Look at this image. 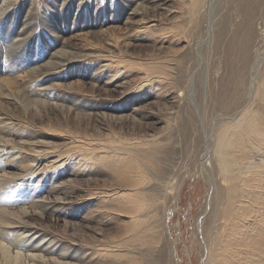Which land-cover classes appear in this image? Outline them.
Segmentation results:
<instances>
[{
	"label": "bare ground",
	"instance_id": "obj_1",
	"mask_svg": "<svg viewBox=\"0 0 264 264\" xmlns=\"http://www.w3.org/2000/svg\"><path fill=\"white\" fill-rule=\"evenodd\" d=\"M176 1L0 0V264H174L152 219L163 225L181 178L162 170L170 168L163 162L168 144L144 126L157 120L150 103L167 114L160 105L182 100L177 69L186 51H199L192 34L202 20L199 92L208 113L195 110L185 145L192 167L207 172L200 215L208 213L199 223L198 216L195 233L200 257L206 251L204 264H264V0ZM121 29L154 30L158 53L146 63L127 59ZM47 33L52 40L40 42ZM89 36L102 45L88 44ZM73 67L79 80L91 81V92L108 97L134 84L135 93L78 113L84 99L70 82H55L70 78L64 69ZM93 107L107 124L91 130H106L107 138L86 137ZM88 170L103 176L100 187L88 184ZM82 180L84 191L76 185ZM77 191L78 202L70 194ZM92 199L103 216L96 227L77 229L74 221ZM106 216L120 220L118 235L101 227ZM53 217L63 220L61 231L51 229Z\"/></svg>",
	"mask_w": 264,
	"mask_h": 264
},
{
	"label": "rangeland",
	"instance_id": "obj_2",
	"mask_svg": "<svg viewBox=\"0 0 264 264\" xmlns=\"http://www.w3.org/2000/svg\"><path fill=\"white\" fill-rule=\"evenodd\" d=\"M168 1L170 3L171 0H168ZM178 2H179V0H178ZM178 2L176 1V3H178ZM24 13H25V11H22V13L20 14V17H22L24 15ZM204 25H205V22L202 20V22L200 21L195 27H193L192 44L195 43V44H197V46L194 44V45H192V48L198 49L199 51L194 50V52H193L191 50L190 54H188L190 51H186L187 55H185L184 58L182 59V61H183L182 67L180 65L178 68L181 70L177 69V71H179V74L181 75V79H180L181 84H179V86H178V91H179V93L181 92L180 96H181L182 100L180 99L176 103H171V101H168V102L164 103V105L163 104L160 105V108L161 107L162 108H170L169 109L170 111H167V114L164 112H159V114H158V111L156 110L157 104L156 103H150V102H152L151 100H153V99H150V101L148 102V103H150L149 107H152L151 108L152 111L155 112V115H157V117H156L157 120L153 121V122L149 121L148 124L144 126L145 128H147V131L149 132V134L155 133L157 136H159V138H160V136L162 137V135H163L164 136V137H162L163 139L160 138L162 140L161 143H165V146L168 144L166 146L167 148L165 149L166 154L163 157V162H164V164H166V166L168 168L169 167L170 168L167 169L165 167V165L163 164L164 166L162 167V170L164 172L167 171L166 173L168 175L171 174L172 176H174L173 180H175L176 182H177V180H179L181 178L180 179L181 184H180V187L178 189L176 202L174 203V205L171 204L169 206V209L166 211V214L164 216L163 225L159 224L160 221L158 222V221L154 220L155 217L152 219V222H153L152 226L154 228L156 227L155 230L157 229V231H159L161 228V230L158 232L159 234H160V232H162V227L165 230V231L163 230L165 236L163 235V237L162 236L159 237L160 235L158 234L157 238H160V242L162 241L161 242L162 244L159 242L162 249L166 250V247L169 248V246H171L169 248L170 251L172 252L174 250V254L172 252V254H173L172 258L174 260V264H204L205 263L204 262L205 257H206V251H204L203 256L200 257V255H201L200 249L201 248H200L199 243L197 242L198 241L196 238L197 235L195 233L197 232L196 223H197L198 216H199V219H198V223H199L200 220H202L204 217H206V215L208 213V209H207L205 211V213L200 215V213L202 212V209H203V205L205 203V197L207 195V191H206V189H207V172L202 170V166L200 167L199 170H198V167L196 168V165L193 168L192 167L193 163L188 162V158L186 157L187 155L185 154L187 152V149H186V146L188 145L187 143L190 144V142H188L189 137L190 136L192 137V135L194 134V133H192V132H194V130H192L191 128L194 127V124L196 123L195 122L196 121L195 119L197 118L196 115L197 114L199 115V113H201L202 115H205V114L207 115V113H208L206 111L207 108H205V106L201 102V97H200L201 93L199 92V91H201V83L203 80L202 78H205L204 77L205 76L204 71H205L206 58H205V54L203 53V51L199 49L200 44L203 41L202 39L204 38V34H203V26ZM150 30L152 32L149 31L150 32V35H149L148 33L144 32L145 30H143L144 33L141 32L140 34H137L131 30H130V32L125 33L124 29H121L120 33H122L125 36L124 40L122 42H123L124 46L127 48V52H126V54L128 56V57H126L127 59H130L131 61L134 60L137 62L140 60L139 62L143 61L146 63V61L147 62L149 61V58L151 57L152 53H158L157 47L159 45V42L156 39L157 36H155V35H158V33L157 32L154 33L155 31L152 29H150ZM50 35H48V33H47L48 37L47 36H42V37L40 36L41 39L39 41L42 42V39H46L48 42H50L52 40V37ZM77 42L80 45L82 43H85L82 41L81 42L77 41ZM86 42H88V44H91V45L92 44L97 45V46L102 45V43H99L100 41L97 40V38H92L91 36L88 37V40ZM193 46H195V47H193ZM45 48H46V46L44 47V49ZM142 68H144V66H142ZM64 71H66V72L70 71L71 77L68 78L65 82H63L61 80H55V82L56 83H58V82H60V83L70 82L71 83L72 91L74 93H76L78 96L81 95L80 97L82 99H84V102L82 103L81 107H78L76 109L78 111V113H81L83 115H84V112L86 109H88L89 107H92V106L87 107L88 105H95L96 108H97V106H99V107H103V106H107V105L113 106V105L119 103L120 101L123 102V101H127L128 99H131L133 97V94L135 93L134 91H131L133 89L132 87H134V84H132L130 87L125 88V90L123 92H120V93L111 92L110 93L111 95L108 97L106 95H104L103 93L101 95H99L96 90L91 92L92 85H91V81H89L88 78L81 77L82 79L79 80V77L75 76V73L78 72V70L75 69V67H73L72 69H66V70L64 69ZM143 71H145V70H143ZM88 73H89V76L91 75V77H92V74H90V72H88ZM105 75L106 74L104 73V75L102 74L101 77H105ZM198 79H199V81H196ZM128 81L133 82L129 78H128ZM194 81H196V82H194ZM78 82H81V83H79V84H81L80 85L81 87L78 86L79 85ZM199 84H200V87H199ZM78 87H80V88H78ZM123 93H124V95H123ZM196 100H197V103H196ZM179 102H180V104H179ZM181 106H182V108H181ZM195 106H197V107H195ZM199 107H201V109ZM90 110L92 112L91 113L92 116H94V114H95V116L93 118V121L91 120L92 122L87 124V131L88 132H87L86 137L104 138L106 136L105 138H107L109 136V134L108 135L106 134L107 133L106 130L103 131L105 133L104 134L105 136L101 135V134L95 135V131L91 130V126L93 127V125L95 127L97 125V126L101 127V129L106 128L105 124H107V123H105V121L102 119V116H101L102 109H100V108L95 109L93 107ZM200 110H202V111H200ZM171 113H172V115H171ZM99 116H101V118ZM55 117L60 118V115L58 114ZM174 120H176V122ZM167 121H168V123H166ZM175 125H176V128H175ZM118 127H119L118 125L115 126L114 131H115V133L120 134L122 132L120 131V129ZM169 127H171V128H169ZM179 128H182V130L185 131V132L183 131L185 138L180 137V136L179 137L176 136L175 132H177V130H179ZM127 131H130V130L128 129ZM91 133H94V134L91 135ZM162 133H164V134H162ZM168 135H170V136L165 137ZM56 140L57 139L53 140L54 143ZM171 154H173V155H171ZM189 168H190V170L193 168L191 170V174H189V175L186 174L185 176H183L182 175V174H184L183 172H186V170H189ZM78 170H79L78 168H75V171H78ZM11 172L16 173V170L12 169ZM98 173H99V171L96 172L95 170H90V171L88 170V173L85 176V177H87V176L90 177L91 181L88 184L93 188L100 187L101 183H103V178H102L103 176L98 175ZM76 185L78 187H80L81 190H83V189H85V187H87L86 186L87 182H83V180H82L81 182H77ZM81 190H80V192H81ZM66 191H69V189ZM80 192L77 191V192L70 193V194L73 197L76 196V198H77L76 201H77V200L81 199L79 196ZM209 193H208V197H209ZM85 199H87V198H84L82 200H85ZM157 199H161V197H157ZM161 200H159V202H161ZM207 200L208 199H206V202H208ZM90 201H92V203H90V205L82 206V208H83L82 212H81L82 218L74 221V223L76 222L78 224V226H76L77 229H83V226H81V224L84 225L87 223L90 225L91 228L96 227L97 224L95 223V220L97 218V215H99L101 213V215L103 216L101 209H99L100 204L95 199H92ZM65 211H69V208H66ZM83 217H86V219H83ZM107 218H108V216H106L104 219H102L103 221L101 222V227L104 228V231L106 233L111 234V232H112L111 235H118V233L123 228L120 225L121 223H119L120 220L116 219V218L115 219H113V218L107 219ZM33 221L34 222L36 221L35 223H40V219L38 218V216H33ZM51 222L53 223V226H51V229L53 231H56V232L61 231V229L63 227V220H61L57 217L55 219V217H53ZM155 222H157V224ZM154 224H156L157 226ZM200 229H201V225H200V227H198V230H199L198 231L199 232L198 237L202 241ZM86 231L88 232V230H86ZM164 239H166V240H164ZM164 241L166 242V244ZM170 243H171V245H170ZM175 260H176V262H175ZM172 264H173V262H172Z\"/></svg>",
	"mask_w": 264,
	"mask_h": 264
}]
</instances>
